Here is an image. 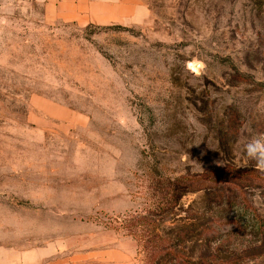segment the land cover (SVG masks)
Returning a JSON list of instances; mask_svg holds the SVG:
<instances>
[{"label": "rangeland", "instance_id": "rangeland-1", "mask_svg": "<svg viewBox=\"0 0 264 264\" xmlns=\"http://www.w3.org/2000/svg\"><path fill=\"white\" fill-rule=\"evenodd\" d=\"M246 171L264 175V0H148L84 29L0 0V264L113 243L133 264H264L249 232L196 234L241 213L222 191L264 219ZM204 174L178 201L169 181Z\"/></svg>", "mask_w": 264, "mask_h": 264}, {"label": "crops", "instance_id": "crops-1", "mask_svg": "<svg viewBox=\"0 0 264 264\" xmlns=\"http://www.w3.org/2000/svg\"><path fill=\"white\" fill-rule=\"evenodd\" d=\"M43 3L48 21L74 25L79 28L125 25L137 20L148 7V0H39ZM15 255L24 254L20 241ZM38 264H133L132 247L113 243L89 256L75 255L56 258L51 248H35ZM54 252V253H53ZM22 259V257H21Z\"/></svg>", "mask_w": 264, "mask_h": 264}, {"label": "trees", "instance_id": "trees-1", "mask_svg": "<svg viewBox=\"0 0 264 264\" xmlns=\"http://www.w3.org/2000/svg\"><path fill=\"white\" fill-rule=\"evenodd\" d=\"M245 173L247 175L246 179L250 182V186H254L256 191L259 192V195L264 198V175L260 173L252 175L249 171H246ZM209 177L210 175L204 174L190 178L170 180V189L171 187L174 188L173 192L177 194V200L181 201L186 196L203 191V189H194V185L195 187L198 186L199 188H203L207 183H209ZM214 199L215 200H213V202L214 204L216 203L217 207H222L229 213L232 212L235 207H239L241 209V213L238 215L235 222H210L209 228L202 227L198 231L195 230L197 231L196 234H199L202 237H214L216 235L228 233L227 231L230 227H232L235 228L234 230L243 235L246 234V232H249V234H251L257 242L264 239V219L257 217L252 212L251 207H249L248 204H245V201L241 203L232 202L230 196H228L227 193L224 194L223 191L220 194L215 195Z\"/></svg>", "mask_w": 264, "mask_h": 264}, {"label": "clouds", "instance_id": "clouds-1", "mask_svg": "<svg viewBox=\"0 0 264 264\" xmlns=\"http://www.w3.org/2000/svg\"><path fill=\"white\" fill-rule=\"evenodd\" d=\"M249 148H251V145H249ZM257 168H259V169H260V165H259V164H257Z\"/></svg>", "mask_w": 264, "mask_h": 264}]
</instances>
